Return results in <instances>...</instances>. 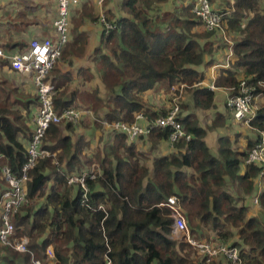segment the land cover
Returning a JSON list of instances; mask_svg holds the SVG:
<instances>
[{
    "label": "trees",
    "instance_id": "obj_1",
    "mask_svg": "<svg viewBox=\"0 0 264 264\" xmlns=\"http://www.w3.org/2000/svg\"><path fill=\"white\" fill-rule=\"evenodd\" d=\"M221 1L230 13L224 20L239 39L231 47L236 60L229 68L219 70L213 86L230 90L231 96L237 94L244 80L253 88L254 96L264 97L262 0ZM108 2L103 1L104 9ZM168 2L119 0L117 19L104 10L114 26L107 33L101 29L102 49L96 51L104 97L96 92L79 96L73 89H58L54 84V110L60 113L82 101L84 107L76 108L89 107L107 123H132L137 114H142L154 124L177 104V120L189 139L171 144L173 152L152 157L148 166L146 156L122 132H112L89 157V142L83 136H70L83 122L51 125L42 143L49 156L39 159L28 172V202L13 217L16 237L29 239L28 250L36 258H43L45 249L52 246L55 264H231L223 257L206 262L186 241L171 239L173 219L166 200L175 196L194 239L237 248L240 264H264V223L249 216L248 206L239 202L244 200L240 198L242 192V197L253 195L251 201L257 194L254 180L259 178L261 168L245 161L260 133H264V102L248 125L258 134L255 141L247 142L244 151H234L230 139L220 137L216 153L211 152L205 141L206 130L193 111L215 107V92L202 85L218 49L211 41L215 31H198L201 24L192 13L195 0L182 6L178 14L162 11ZM81 4L73 23L97 22L94 7ZM66 49L76 54L66 44L62 57ZM7 65L11 70L9 61L0 58V67ZM52 75H48L50 81ZM147 92L168 96L169 107L155 108L146 101ZM184 94L186 102L182 100ZM38 108L37 95L30 98L19 94L18 89L1 81V189L6 186L3 167L20 176L27 159L24 142L28 144L31 137L27 124ZM100 110L102 115L98 114ZM170 132L169 128L154 127L150 135L138 140L147 139L153 145L169 142ZM94 159L99 172L95 180L87 181L85 203L80 188L69 186L67 179L90 167ZM258 204L264 213V189L258 194ZM0 264L33 263L29 253L20 254L0 244Z\"/></svg>",
    "mask_w": 264,
    "mask_h": 264
},
{
    "label": "built area",
    "instance_id": "obj_2",
    "mask_svg": "<svg viewBox=\"0 0 264 264\" xmlns=\"http://www.w3.org/2000/svg\"><path fill=\"white\" fill-rule=\"evenodd\" d=\"M86 1L90 0H56L57 15L53 21V28L57 35L55 40L50 38L34 39L29 43L27 50L15 55H5L0 49V58L7 59L13 71L32 77L39 103V108L33 118L31 137L26 147L27 159L21 168L20 176H14L7 167H3L1 174L6 186L3 189L0 188V244L20 254L29 253L33 264H52L54 260L53 248L48 246L44 251V257L36 258L28 250L29 239L25 236L16 237L13 217L20 207L28 202L25 187L28 172L39 159L49 156V153L42 149V143L50 126L62 122L78 124L88 114V112L78 110L75 107L66 108L60 113L55 112L54 96L56 90L48 79L49 73L60 60L62 50L69 41L70 9ZM92 1L101 6L104 0ZM192 13L207 32L220 29L228 14V12L214 10L209 0H195ZM98 23L106 33L114 27L112 23L108 22L107 16L103 12L98 16ZM229 55L232 56L231 51ZM253 91V88L241 80L237 94L228 96L226 100V107L233 119L246 126L250 124L258 110L257 97L254 96ZM179 112L178 105L172 104L168 113L156 119L154 124H150L142 114H137L132 123L117 121L113 123L104 122L103 124L111 132H122L129 141L147 137L154 127L169 128L171 130L169 143L174 144L179 140L189 139V135L186 134L183 126L177 120ZM245 163L259 166L261 168L259 178L264 179V133H260V138L250 148ZM98 172L99 167L94 164L90 169L67 179L69 186L80 188L81 198L85 203L88 202L89 195L87 181L95 180ZM254 203H258V197L254 198ZM166 206L170 209V216L173 219L171 239L186 241L200 255L205 257L206 262L223 257L229 260L231 264H240L237 248L216 242L197 241L191 236L177 197H168Z\"/></svg>",
    "mask_w": 264,
    "mask_h": 264
},
{
    "label": "crops",
    "instance_id": "obj_3",
    "mask_svg": "<svg viewBox=\"0 0 264 264\" xmlns=\"http://www.w3.org/2000/svg\"><path fill=\"white\" fill-rule=\"evenodd\" d=\"M191 1L192 0H186L185 2L182 0H169V2L162 7V11L176 14L177 11H180L182 6L189 4ZM233 1L234 0L231 1V4ZM210 2L212 8L216 11L228 12L227 10H229L221 0H210ZM85 3L94 7L97 17L101 12H104V10L110 11L114 19H117L118 16H120L119 0H109L105 6V9L102 6L103 4L99 6L95 1L92 0ZM81 6L82 4L71 7L70 9V23L68 29L69 41L67 44L68 46H72V50L76 52V54L72 55L71 53H68V49H66L63 57L61 56V59L58 60L55 67L51 71L53 75L50 77V79L53 82V85L57 84L59 86L58 89H64L67 87L68 89L75 90L79 96L96 92L100 98H103L104 87L97 70L96 53V51H100V49H102V27L99 25L98 21L93 23L84 20L82 22L73 23V19L77 17V13L80 12L82 8ZM151 14L154 15L153 13ZM56 15V0H0V49L4 53H7V55H15L27 50L29 43L34 39L50 38L55 40L57 35L53 28V21L56 18ZM229 17L230 13L228 12L226 19ZM226 19L224 20L222 27L215 31V36L211 39V41L214 43V46H217L218 49H215L213 63L205 71V80L202 83L203 86L213 89L212 91L215 92V97L217 95L220 97L218 100L215 98L214 112L221 115V119H218L217 121L213 119V124L211 123V125H207L211 127V133H208L206 130L205 137V141L213 154L216 153V141L218 138H220V134H217L218 129H220L218 127L220 126H222V131L224 132L222 137L225 136L230 139L232 142V149L234 151H244L241 149V142H239V127L242 128L244 132L242 134L245 136L244 148H246L247 142H253L258 137V134L251 130V128L241 122L234 120L231 113L227 109L226 100L230 95V90L217 89L213 86V81L219 70L229 68L230 65H232L236 60L233 54L232 56L229 54L230 51L232 52L231 47L234 45L235 41L239 39V35L237 32L229 28ZM197 29L199 32H206V30L201 25ZM208 60L209 58L207 57L206 62ZM239 79H242V77L240 76ZM3 80L6 81L7 87L18 89L19 94L28 96L30 98L36 96L35 87L30 75H24L13 71L12 69L10 70L8 65L1 66L0 83ZM145 99L148 101V103L154 105L155 108L169 107L168 96L166 95L147 92L145 94ZM182 100L184 102L187 101L186 95ZM263 102V96L257 97V104L259 106ZM75 106L84 107V104L82 101H79ZM76 109L86 111L88 114L85 115L81 121L84 125L77 128L76 132L70 134V136L72 139L83 136L85 140L89 142L90 146L86 153L89 157H92L96 152H98L104 143L108 141L109 135L112 132L104 126V121H101L99 117L95 116L94 113L89 110V107L87 109ZM35 112L36 109L34 111V115ZM193 113L199 125L203 127L200 122L201 116L198 115L200 113H209V111H193ZM98 114L102 115L103 110H100ZM33 118H31V122L27 124L31 131L33 129ZM227 124H232L233 127L237 129V131L234 129L235 137L230 135V131L225 130ZM207 136H209L210 139H207ZM129 142H134L137 151L146 156L148 160H146L145 163L148 166L151 163L152 157L167 155L174 151L172 145L166 141L159 142L154 145L147 139H137ZM24 143L27 147V142L25 141ZM94 164L98 166L97 161L95 162L94 160L90 167L84 168L82 172L90 169ZM263 183L264 179L258 178L254 180V187L257 190L255 197H258L259 192L264 189V186H261ZM235 188H237V185H235ZM240 195V198H243L244 200L239 202L240 204H246L248 206L249 214V208L257 205L258 203L255 204L254 199L253 201L250 200L251 203H247L245 198L242 197V194ZM261 215H264L262 211L260 216ZM254 216L260 217L257 215ZM52 264H54V262Z\"/></svg>",
    "mask_w": 264,
    "mask_h": 264
},
{
    "label": "rangeland",
    "instance_id": "obj_4",
    "mask_svg": "<svg viewBox=\"0 0 264 264\" xmlns=\"http://www.w3.org/2000/svg\"><path fill=\"white\" fill-rule=\"evenodd\" d=\"M264 8V0H262L261 2H260V9H263ZM187 95V94H186ZM185 97V94L183 95V97H182V99ZM216 100H218L220 97L217 95L216 97ZM258 104H259V101H258ZM259 106V105H258ZM214 110L215 109H212L211 111H209V113H204V114H202V113H200L198 116H201V118H200V122H201V125L204 127V128H207V129H205V130H207V132L208 133H211V131H210V129H211V127H209V126H207V125H211V123L213 124V119H215L216 121L218 120V119H221V115H219L218 113H216V112H214ZM223 123H224V121H223ZM225 124V123H224ZM218 128H220V129H218V131H217V134H220V137H222V134L224 135V132L222 131V126H220V127H218ZM234 127H233V125L232 124H227V127H225V130H227V131H230L229 133H231L230 135L231 136H234L235 137V133H234ZM236 131H237V129H235ZM239 132H240V134H239V137H240V139H241V141H240V139H239V142H241V149L242 150H245V136H244V134H242V133H244L243 132V130H242V128L241 127H239ZM207 133V134H208ZM223 137H225V136H223ZM207 139H210V137L209 136H207ZM95 160V159H94ZM96 162V161H95ZM262 187L264 186V183H263V185H261ZM238 188V187H237ZM236 188V189H237ZM264 188V187H263ZM231 192H233V190H230ZM234 193V192H233ZM235 194V193H234ZM242 194H243V192H242ZM243 195H245V194H243ZM247 195V194H246ZM253 196V195H252ZM252 196L251 195H247V196H243L244 198H245V201H247V203L248 202H250V200H251V198H252ZM251 203V202H250ZM249 203V204H250ZM251 210V211H250ZM263 213V212H262ZM260 214H261V208H259V204H257V205H255V206H253V207H251V208H249V216H254V215H257V216H260ZM262 223H264V215H261L260 217H257ZM55 264V263H54Z\"/></svg>",
    "mask_w": 264,
    "mask_h": 264
}]
</instances>
